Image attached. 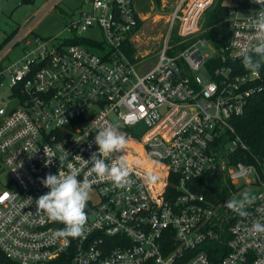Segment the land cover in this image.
I'll use <instances>...</instances> for the list:
<instances>
[{"label":"built area","instance_id":"obj_1","mask_svg":"<svg viewBox=\"0 0 264 264\" xmlns=\"http://www.w3.org/2000/svg\"><path fill=\"white\" fill-rule=\"evenodd\" d=\"M214 2L179 0L144 72L125 50L140 19L133 0H81L67 22L71 38L33 34L32 22L2 42L0 80L7 71L18 105L0 107V264H264V234L251 232L253 221L264 222V166L229 160L245 148L233 118L264 92V74L241 71L235 45L251 39L264 5L223 3L229 37L207 55L198 43L209 41L199 34ZM87 30L102 38L68 41ZM17 47L23 55L10 61ZM113 119L123 122L128 149L102 158L127 162L122 187L89 175L91 163L82 167V158L99 155L96 131ZM136 151L147 159L128 153ZM68 164L81 168L78 179L87 178L91 192L83 234L60 238L54 233L64 225L38 211L36 200L50 190L41 183L46 174ZM218 173L233 190L215 205L194 184ZM256 188L246 215L226 207L238 190Z\"/></svg>","mask_w":264,"mask_h":264},{"label":"clouds","instance_id":"obj_2","mask_svg":"<svg viewBox=\"0 0 264 264\" xmlns=\"http://www.w3.org/2000/svg\"><path fill=\"white\" fill-rule=\"evenodd\" d=\"M259 5H264V0H254ZM254 33L250 40L242 44H236L239 48V58L243 66L251 73L258 74L264 65V11H261L251 21ZM95 144L98 145V153H93L90 160L82 158V167L92 164L89 175L95 174L102 179H110L115 186L122 187L129 182V169L123 159H113L111 164L106 163L102 157L111 153H121L127 145L126 137L115 126L107 125L96 131ZM48 162H51L49 158ZM67 171H58V174H46L41 183L48 189L47 193L40 195L36 200L37 210L45 213L54 222L64 225L54 235L60 238L77 237L83 234L87 222V201L91 192V183L86 178L78 179L81 168L67 165ZM255 197L248 193L242 194L240 199L226 201V207L244 216L245 205L252 204ZM251 232L264 234V222L253 221Z\"/></svg>","mask_w":264,"mask_h":264},{"label":"rangeland","instance_id":"obj_3","mask_svg":"<svg viewBox=\"0 0 264 264\" xmlns=\"http://www.w3.org/2000/svg\"><path fill=\"white\" fill-rule=\"evenodd\" d=\"M51 0H32L31 2H22V0H0V44L4 41L6 36L21 29L22 27L32 23L30 32L38 34L39 36L51 39L56 42L61 39L71 38L72 32L67 27V22L70 17L76 12L77 8L81 6V0H59L56 5L50 6L48 10L45 8L50 4ZM136 5L137 15L140 18L139 29L134 33L133 47L135 53L133 55L132 63L138 67L140 72L149 69L157 60L158 47L163 45V40L166 36L167 21L170 12L179 0H133ZM223 3L230 5L232 0H223ZM45 10V11H44ZM176 34V33H175ZM82 37L90 39L102 38L96 31L87 30L82 34ZM180 40V38H178ZM198 39L196 38V41ZM198 46L203 50L204 54L213 55L215 53L214 46L207 42ZM23 55L20 49L14 48L7 53L10 61L19 60ZM136 57V58H135ZM142 64V65H141ZM10 75L6 71L4 77L0 80V107L9 110L18 105L11 95V86H9ZM114 120V126L121 134L125 136L127 132L121 130L123 122L121 120ZM226 138H224V143ZM127 145L129 142L127 140ZM127 145L124 150L128 149ZM225 148L230 149L225 143ZM232 147V146H231ZM225 148L223 150H225ZM133 153L134 156L147 159L143 152H128ZM126 154V153H125ZM127 157H129L127 155ZM3 180L8 178V173L2 176ZM259 189L238 190L235 197L240 199L242 194L248 193L250 196L257 193ZM234 199V196H233Z\"/></svg>","mask_w":264,"mask_h":264},{"label":"trees","instance_id":"obj_4","mask_svg":"<svg viewBox=\"0 0 264 264\" xmlns=\"http://www.w3.org/2000/svg\"><path fill=\"white\" fill-rule=\"evenodd\" d=\"M32 0H22V2H31ZM227 6L223 4V0H215L213 5L206 12V22L203 26L200 37L206 38L213 46L219 48L226 45L229 32L227 25ZM140 20L136 26L139 29ZM9 34L8 36H10ZM6 36V38L8 37ZM4 39V41L6 40ZM174 41H179L178 36L173 33ZM72 43H79L87 45L86 38H74L68 40ZM2 43L0 44V46ZM182 44L180 47L184 46ZM134 45L130 42L125 44V50L128 57L133 60ZM172 53V51H170ZM241 71H245L242 60L238 61ZM260 71L264 74V65L261 66ZM244 114L233 118L232 124L236 132L240 136L245 148H237L233 154L230 155V162H243L250 164L251 162H259L264 166V92L257 93L248 101ZM194 189L206 195V197L215 205L226 200L229 196V191L233 187L228 179L221 174L201 176L196 180ZM0 260H5L0 255ZM8 264V263H7Z\"/></svg>","mask_w":264,"mask_h":264},{"label":"bare ground","instance_id":"obj_5","mask_svg":"<svg viewBox=\"0 0 264 264\" xmlns=\"http://www.w3.org/2000/svg\"><path fill=\"white\" fill-rule=\"evenodd\" d=\"M124 154V156H126L127 157V154H125V153H123Z\"/></svg>","mask_w":264,"mask_h":264}]
</instances>
